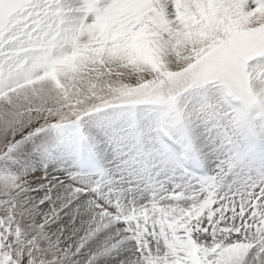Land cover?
Returning <instances> with one entry per match:
<instances>
[{
	"label": "snow or ice",
	"instance_id": "snow-or-ice-1",
	"mask_svg": "<svg viewBox=\"0 0 264 264\" xmlns=\"http://www.w3.org/2000/svg\"><path fill=\"white\" fill-rule=\"evenodd\" d=\"M0 264H264V0H0Z\"/></svg>",
	"mask_w": 264,
	"mask_h": 264
}]
</instances>
